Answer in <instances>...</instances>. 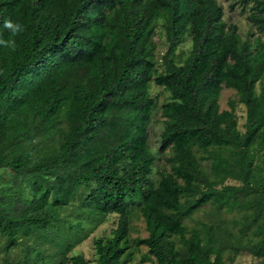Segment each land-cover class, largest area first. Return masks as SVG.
I'll return each instance as SVG.
<instances>
[{
    "label": "trees",
    "instance_id": "trees-1",
    "mask_svg": "<svg viewBox=\"0 0 264 264\" xmlns=\"http://www.w3.org/2000/svg\"><path fill=\"white\" fill-rule=\"evenodd\" d=\"M230 1L264 31V0ZM223 13L217 0H0V36H10L4 18L25 26L14 51L0 46V168L12 175L0 184L7 247L38 234L61 254L42 264H89L67 254L114 213L110 235L93 239L95 261L123 264L136 195L147 235L132 241L134 264H225L242 252L264 264V39L242 38ZM158 20L161 71L152 54ZM187 36L189 52L176 63ZM151 82L170 92L159 148L170 149L169 170L156 183ZM223 87L245 107L243 131L235 101L220 110ZM55 134L56 144L38 148ZM81 188L73 220L61 216ZM206 204L244 212L189 227L184 219Z\"/></svg>",
    "mask_w": 264,
    "mask_h": 264
},
{
    "label": "rangeland",
    "instance_id": "rangeland-1",
    "mask_svg": "<svg viewBox=\"0 0 264 264\" xmlns=\"http://www.w3.org/2000/svg\"><path fill=\"white\" fill-rule=\"evenodd\" d=\"M223 7L224 13L223 18L227 23H234L238 27V31L242 38H246L250 32L254 35H259L264 39V31H259L250 25L245 17V13L241 11V3H237L234 8H230V0H217ZM191 46L190 38L187 36L185 41L176 50L175 62L181 63L186 58ZM166 51V41L163 27V20H158L155 25V36L153 38L152 54L155 60V67L158 71L163 70L161 56ZM259 85H257V90ZM150 95L155 98L156 106L152 113V119L148 126V146L152 154L154 155V162L152 165V172L150 174L151 179L154 183L160 178L162 171L169 170V164L167 158L170 155V149H166L164 152H160L161 135L164 130L163 120L165 117L161 113V106L165 102L170 100V92L166 91L162 86H157L153 82L150 83ZM233 100L235 104V115L237 119L238 129L244 130L243 124L245 121V107L243 104L237 102V93L233 88L223 87L221 90L219 105L220 110L229 109V101ZM60 125L66 127V122L62 117ZM57 134L54 136L42 140L38 143V148L47 150L50 148V144H56ZM206 163H203L205 167ZM206 168V167H205ZM11 173L6 168H0V184L10 180ZM229 184H236L234 180H227ZM86 191L79 189L75 199L72 203L60 210L61 216H70L73 220L74 212H77V207L82 202ZM129 245L130 247L126 251L125 255L121 259L123 264H134L138 263L140 253L135 252L132 247V241L136 237H145L147 232L142 216L138 210L139 198L133 195L129 200ZM244 211L234 210L231 212L221 211L218 213L214 206L206 204L202 208L195 211L191 217L184 219V222L192 227L197 221L212 222L218 219H224L230 222L233 219H239ZM117 221V215L111 213L108 215L107 220L99 225L90 235L85 238L81 243L76 244L73 249L67 254V256L82 253L87 259L89 264H96L95 253L93 248V239L96 237L109 236L112 229L115 227ZM68 230V229H67ZM63 231V230H62ZM62 235L64 234L61 233ZM35 247L42 252L43 259H39L33 256L31 250ZM147 249L144 246L140 247V252H146ZM61 258L59 249L57 246L51 243L50 240H41L38 234H31L29 236H21L19 244L15 247H7L6 241L3 236L0 235V264H42L43 261L53 260L58 261ZM69 264V263H65ZM141 264H150L149 262ZM225 264H262L260 258L254 257L247 252H242L236 255L233 261H226Z\"/></svg>",
    "mask_w": 264,
    "mask_h": 264
},
{
    "label": "clouds",
    "instance_id": "clouds-1",
    "mask_svg": "<svg viewBox=\"0 0 264 264\" xmlns=\"http://www.w3.org/2000/svg\"><path fill=\"white\" fill-rule=\"evenodd\" d=\"M3 28L8 30L10 36L7 39L0 36V46L14 51L17 48V42L15 37L24 32L25 26L20 22L14 21L11 18H4Z\"/></svg>",
    "mask_w": 264,
    "mask_h": 264
}]
</instances>
